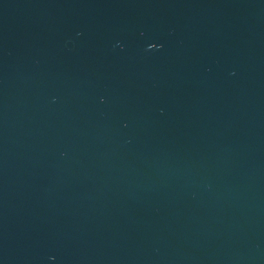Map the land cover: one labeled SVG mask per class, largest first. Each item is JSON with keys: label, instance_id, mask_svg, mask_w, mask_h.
Listing matches in <instances>:
<instances>
[{"label": "water", "instance_id": "obj_1", "mask_svg": "<svg viewBox=\"0 0 264 264\" xmlns=\"http://www.w3.org/2000/svg\"><path fill=\"white\" fill-rule=\"evenodd\" d=\"M0 264H264V0H0Z\"/></svg>", "mask_w": 264, "mask_h": 264}]
</instances>
